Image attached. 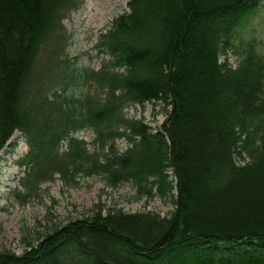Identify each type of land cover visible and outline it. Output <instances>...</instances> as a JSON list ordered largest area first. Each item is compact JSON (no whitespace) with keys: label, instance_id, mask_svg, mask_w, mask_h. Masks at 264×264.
<instances>
[{"label":"trees","instance_id":"16d2710c","mask_svg":"<svg viewBox=\"0 0 264 264\" xmlns=\"http://www.w3.org/2000/svg\"><path fill=\"white\" fill-rule=\"evenodd\" d=\"M81 1L0 0V151L17 131L31 187L97 174L174 208L98 202L0 264H264V57L248 42L236 66L219 60L260 0H128L96 70L66 55L63 20ZM147 102L164 104L157 128L124 112Z\"/></svg>","mask_w":264,"mask_h":264},{"label":"rangeland","instance_id":"374dc122","mask_svg":"<svg viewBox=\"0 0 264 264\" xmlns=\"http://www.w3.org/2000/svg\"><path fill=\"white\" fill-rule=\"evenodd\" d=\"M127 2L82 0L63 20L68 36L66 55L75 60L77 67L96 70L107 58L99 51V35L109 28L114 17L127 10ZM248 42L254 44L264 57V0L258 2L242 21L232 36V47L221 53L219 60H226L230 66H236ZM91 87V84H86L79 93ZM163 106L159 102H147L143 106L132 104L124 108V112L127 117L141 118L152 128H157L166 115ZM74 135L85 139L88 148L95 150L90 129L78 130ZM116 144L119 150L129 145L123 138H118ZM26 151L27 145L19 138L18 132L0 151V252L22 253L25 247L22 240L28 232L32 233L35 242L50 219L56 223H66L81 218L88 215L98 202L104 208L117 206L128 212L149 210L161 215L168 214L174 208L171 197L154 196L146 200L136 196L131 183L123 182L111 188L97 174L79 176L74 186L66 185L58 174H54L38 187H31L25 178V165L20 162ZM235 159L242 162L240 158Z\"/></svg>","mask_w":264,"mask_h":264}]
</instances>
